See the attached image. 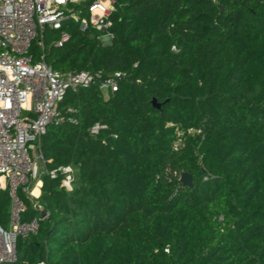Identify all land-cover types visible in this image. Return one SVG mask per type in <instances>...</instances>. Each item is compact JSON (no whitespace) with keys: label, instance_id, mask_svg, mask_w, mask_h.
<instances>
[{"label":"trees","instance_id":"trees-1","mask_svg":"<svg viewBox=\"0 0 264 264\" xmlns=\"http://www.w3.org/2000/svg\"><path fill=\"white\" fill-rule=\"evenodd\" d=\"M114 1L110 44L66 21L62 46L49 30L31 45L60 73L126 76L108 98L91 85L59 102L78 123L39 145L48 168L76 169L73 187L42 177L48 216L6 264H264V0ZM18 194L21 221L38 217ZM10 210L1 191L4 229Z\"/></svg>","mask_w":264,"mask_h":264},{"label":"built area","instance_id":"built-area-1","mask_svg":"<svg viewBox=\"0 0 264 264\" xmlns=\"http://www.w3.org/2000/svg\"><path fill=\"white\" fill-rule=\"evenodd\" d=\"M116 9L114 0H0V192L7 190L11 198L8 227L0 226V264L14 262L17 238L36 233L40 221L48 216L39 203L31 201L40 215L22 222L20 214L25 206L18 191L25 193L27 199L37 200L44 175H60V186L72 189L76 169L69 165L48 168L39 145L48 126L78 123L73 109L69 108L67 115L60 112L59 102L68 90L91 85H97L102 97L108 98L126 76L116 72L102 77L99 72L88 70L60 73L44 62L43 54L33 60L31 45L36 41L43 51L44 34L49 30L60 32L51 43L62 46L69 39L63 29L66 21L78 24L80 30L99 31L98 39H112V16ZM106 128L95 122L88 132L94 136ZM180 142L176 141L174 149ZM35 187L38 195H33Z\"/></svg>","mask_w":264,"mask_h":264},{"label":"water","instance_id":"water-1","mask_svg":"<svg viewBox=\"0 0 264 264\" xmlns=\"http://www.w3.org/2000/svg\"><path fill=\"white\" fill-rule=\"evenodd\" d=\"M152 104L155 108L160 107V104L157 103L155 99H152ZM179 181L182 185L187 186V187H192V185H193L192 176L188 173H185V172L180 175ZM42 215H44V212H42Z\"/></svg>","mask_w":264,"mask_h":264},{"label":"rangeland","instance_id":"rangeland-1","mask_svg":"<svg viewBox=\"0 0 264 264\" xmlns=\"http://www.w3.org/2000/svg\"><path fill=\"white\" fill-rule=\"evenodd\" d=\"M99 41H100V43L102 44V45H106V44H110L111 43V41H112V39H109L107 36H101V38L99 39ZM41 185H42V181H41ZM72 187H73V185H72ZM41 189V188H40ZM41 191V190H40ZM23 195L25 196V193H23ZM26 197V196H25ZM29 201H30V203H31V201H32V203L33 204H38L39 202H38V199L37 200H34V199H28ZM25 264H39V262H34V263H25Z\"/></svg>","mask_w":264,"mask_h":264},{"label":"bare ground","instance_id":"bare-ground-1","mask_svg":"<svg viewBox=\"0 0 264 264\" xmlns=\"http://www.w3.org/2000/svg\"><path fill=\"white\" fill-rule=\"evenodd\" d=\"M39 194V190H38V187H35L33 189V195H38Z\"/></svg>","mask_w":264,"mask_h":264}]
</instances>
